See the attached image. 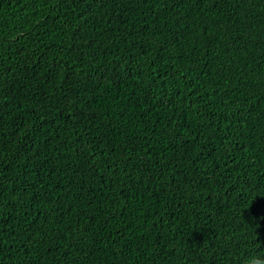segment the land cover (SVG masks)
I'll list each match as a JSON object with an SVG mask.
<instances>
[{"label":"trees","instance_id":"16d2710c","mask_svg":"<svg viewBox=\"0 0 264 264\" xmlns=\"http://www.w3.org/2000/svg\"><path fill=\"white\" fill-rule=\"evenodd\" d=\"M253 251L264 0H0V264Z\"/></svg>","mask_w":264,"mask_h":264},{"label":"clouds","instance_id":"9594fccd","mask_svg":"<svg viewBox=\"0 0 264 264\" xmlns=\"http://www.w3.org/2000/svg\"><path fill=\"white\" fill-rule=\"evenodd\" d=\"M255 240V248L262 249V245ZM243 264H264V252L257 253L255 251L252 252L249 256H247L243 260Z\"/></svg>","mask_w":264,"mask_h":264}]
</instances>
